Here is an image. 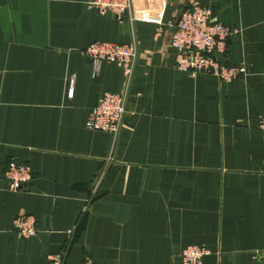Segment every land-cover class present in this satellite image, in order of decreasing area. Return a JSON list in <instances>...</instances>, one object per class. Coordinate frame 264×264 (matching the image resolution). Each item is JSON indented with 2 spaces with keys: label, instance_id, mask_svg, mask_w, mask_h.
<instances>
[{
  "label": "crops",
  "instance_id": "crops-1",
  "mask_svg": "<svg viewBox=\"0 0 264 264\" xmlns=\"http://www.w3.org/2000/svg\"><path fill=\"white\" fill-rule=\"evenodd\" d=\"M91 1L0 0V171L33 169L19 190L0 177V264H49L63 249L65 264H183L193 244L210 250L205 264H264V0H164L160 35ZM192 1L240 28L220 58L244 74L176 67L173 22ZM133 36L121 132L89 129L125 73L109 62L96 73L81 50ZM25 214L34 236L16 232Z\"/></svg>",
  "mask_w": 264,
  "mask_h": 264
},
{
  "label": "built area",
  "instance_id": "built-area-1",
  "mask_svg": "<svg viewBox=\"0 0 264 264\" xmlns=\"http://www.w3.org/2000/svg\"><path fill=\"white\" fill-rule=\"evenodd\" d=\"M156 0H92L91 4L101 13L112 12L119 20L131 23L140 20L158 25L156 35L162 33L164 0H159L160 7L155 6ZM141 3V4H140ZM175 31L171 35V45L176 50V67L182 71L193 73H213L222 80L235 79L246 72L245 68L224 63L220 55L226 51L229 39L240 32L235 25L226 24L214 17L208 6L192 1L173 22ZM90 58L96 67V73L104 62L120 66L125 73L126 89L122 92L105 91L99 103L95 105L86 121L89 129L106 131L117 137L121 132L127 112V87L133 79L137 59L138 45L136 37L129 42L116 43L94 41L81 50ZM73 93L71 88L70 94ZM260 128L264 131V118L260 119ZM9 187L19 190L33 178V169L27 163L12 160L0 171ZM16 232L21 237L37 234L35 217L19 215L14 221ZM71 237L75 229L69 231ZM264 255V249L261 251ZM66 249L50 257L49 264H65ZM210 250L204 245H188L181 253L183 264H205V256ZM81 264H95L94 259L86 255Z\"/></svg>",
  "mask_w": 264,
  "mask_h": 264
},
{
  "label": "water",
  "instance_id": "water-1",
  "mask_svg": "<svg viewBox=\"0 0 264 264\" xmlns=\"http://www.w3.org/2000/svg\"><path fill=\"white\" fill-rule=\"evenodd\" d=\"M175 31V30H174Z\"/></svg>",
  "mask_w": 264,
  "mask_h": 264
}]
</instances>
